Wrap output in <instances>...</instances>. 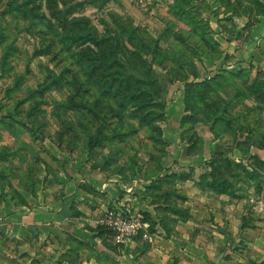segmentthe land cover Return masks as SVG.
Listing matches in <instances>:
<instances>
[{
    "label": "rangeland",
    "instance_id": "obj_1",
    "mask_svg": "<svg viewBox=\"0 0 264 264\" xmlns=\"http://www.w3.org/2000/svg\"><path fill=\"white\" fill-rule=\"evenodd\" d=\"M207 2L0 0V188L101 174L146 193L193 173L263 216L264 18L231 20ZM183 11L209 24L218 51ZM250 44L261 63L243 60Z\"/></svg>",
    "mask_w": 264,
    "mask_h": 264
},
{
    "label": "crops",
    "instance_id": "obj_2",
    "mask_svg": "<svg viewBox=\"0 0 264 264\" xmlns=\"http://www.w3.org/2000/svg\"><path fill=\"white\" fill-rule=\"evenodd\" d=\"M183 108L172 98L166 116ZM178 126H168L173 144ZM51 179L35 194L0 188V264H264V215L204 189L200 174L169 172L146 193L101 174ZM124 210L150 225L151 239L114 241L109 218Z\"/></svg>",
    "mask_w": 264,
    "mask_h": 264
},
{
    "label": "trees",
    "instance_id": "obj_3",
    "mask_svg": "<svg viewBox=\"0 0 264 264\" xmlns=\"http://www.w3.org/2000/svg\"><path fill=\"white\" fill-rule=\"evenodd\" d=\"M208 4L212 5V8L217 10L223 9V13L230 15L229 19L245 17L249 22L252 20L258 21L259 17H264V0H207ZM216 14L215 12H213ZM183 21L184 23L192 28V30L200 33L202 41H204L208 46L216 49L218 51V46L216 42H211L209 35L210 26L207 22L198 20L195 16H190L183 11ZM199 18V16H198ZM197 19V20H196ZM196 20V22H194ZM195 23V24H194ZM197 23V25H196ZM256 62H261V58L255 55ZM233 74V75H232ZM232 76H244L248 75L246 71H240L238 74L232 73ZM218 78H214L211 81H216ZM203 85V84H201Z\"/></svg>",
    "mask_w": 264,
    "mask_h": 264
},
{
    "label": "built area",
    "instance_id": "obj_4",
    "mask_svg": "<svg viewBox=\"0 0 264 264\" xmlns=\"http://www.w3.org/2000/svg\"><path fill=\"white\" fill-rule=\"evenodd\" d=\"M128 213L127 217L111 215L109 218V225L114 233V241L117 244H123L126 240L139 236L147 240L151 239L150 225L143 222L140 216L131 214L129 211Z\"/></svg>",
    "mask_w": 264,
    "mask_h": 264
}]
</instances>
